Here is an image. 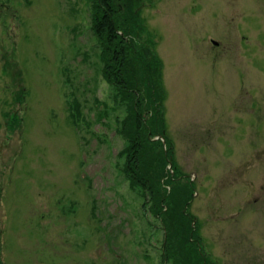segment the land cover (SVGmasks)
I'll return each instance as SVG.
<instances>
[{
    "label": "rangeland",
    "instance_id": "obj_1",
    "mask_svg": "<svg viewBox=\"0 0 264 264\" xmlns=\"http://www.w3.org/2000/svg\"><path fill=\"white\" fill-rule=\"evenodd\" d=\"M141 17L195 235L215 264H264V0H152ZM90 19V0H0V264H170L124 178L127 114Z\"/></svg>",
    "mask_w": 264,
    "mask_h": 264
},
{
    "label": "trees",
    "instance_id": "obj_2",
    "mask_svg": "<svg viewBox=\"0 0 264 264\" xmlns=\"http://www.w3.org/2000/svg\"><path fill=\"white\" fill-rule=\"evenodd\" d=\"M90 1V29L100 48L101 75L122 98L127 114L118 130L125 140L120 153L125 157L124 178L148 197V212L163 225V261L170 258L172 264H206L197 249L199 240L193 241L197 236L183 213L192 184L175 182L176 172L172 178L166 171L172 152L163 113L161 63L151 49L152 41L144 39L140 17L141 10L151 6L152 0ZM79 105L75 109L79 110ZM155 137L164 138L165 153L162 143L153 140ZM164 185H170L169 193Z\"/></svg>",
    "mask_w": 264,
    "mask_h": 264
}]
</instances>
